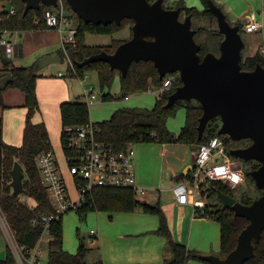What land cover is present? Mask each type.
<instances>
[{"label":"trees","instance_id":"trees-1","mask_svg":"<svg viewBox=\"0 0 264 264\" xmlns=\"http://www.w3.org/2000/svg\"><path fill=\"white\" fill-rule=\"evenodd\" d=\"M200 1L202 3L201 9L195 6H187L182 0H175L171 5L164 6L179 7L181 15H190L192 20L195 18L197 20H208V26L197 23L193 27L195 29V41L200 45L199 55L202 57L206 52L218 53L219 42L223 36L217 30L215 17L211 14L206 0ZM213 1L216 3L215 0ZM6 4L15 10L14 14H9L5 10ZM64 4L69 15L76 22L75 40L74 42L66 44L65 48L72 60L81 61L85 57L102 50L111 53L118 44L131 36L132 19L123 18L120 24H116L115 22L108 24L84 22L71 10L65 0ZM0 7L2 8L0 30L9 31L48 28L44 20V12L47 9H53L52 6L41 4L40 9H30L23 16L24 2L22 0H0ZM231 24H238L240 31L243 30L242 20H237ZM127 26H129V35L124 38L113 39L110 44L90 45L85 42V32L112 33ZM59 54L61 57H64V51L62 49ZM258 63L264 66V58L259 49L251 56H242L240 60L243 70H251ZM89 70L97 73L102 100L112 98L124 99L130 92L147 90L149 87L159 88L162 86L164 80L170 76H174L171 85L164 88L156 96L155 103L151 108L120 107L114 110L109 118L92 122L96 130V137L102 142L112 145L115 150H124L129 144L139 142H181L198 146V144L206 142L214 136H221L224 139L227 154L230 156L229 150L234 146L232 142L235 141L231 140L227 135L218 134L217 130L220 126L218 117L210 119L207 122L201 138L199 140L197 139L198 118L202 113L201 106L197 101L179 99L171 106H164L168 95L181 84L178 73H168L159 79L158 72L150 60L131 62L124 76L119 70L111 69L109 64L104 61L91 62L82 67L74 64L73 69L67 67V73L69 75L78 77L84 76ZM116 72L119 74L120 80V93L118 96H114L109 91H106ZM7 74L11 76L6 83L0 85V103L2 104L1 95L6 88H18L24 93V107L26 112L22 130V141L19 145L9 144L4 141L2 135L3 122L0 117V209L10 225L18 244L28 248L35 244L42 231V227L40 225H32L30 219L51 211L45 189L40 182L35 156L41 151L51 149L52 146L45 123L43 121L34 122L32 120L34 113L38 110V100L35 91V82L38 74L34 71V64L29 66H16L12 61H9L0 67V78ZM179 107L185 108V121L175 136L167 128L166 121ZM59 110L62 127L61 146L66 150V153L70 154V150L67 148L66 133L63 128L89 122V108L87 103L82 98H79L61 102ZM227 142L228 146L226 145ZM240 142L242 144H248L250 140L242 139ZM230 143L231 145H229ZM15 161L22 165L25 174L23 175V192L18 196L12 195L10 185L11 176L9 174ZM257 166L258 162H255L251 168L253 169ZM188 175L189 172L181 174L182 177ZM246 175L248 178H251L248 170L246 171ZM207 182V185H201V189H205L202 193L207 199H216V202L207 201L203 208H194L195 215L197 217H207L219 223L220 249L216 254L223 257L235 247L237 235L248 223V220L244 217L234 216L233 210L231 208H224L217 198V190L233 196L229 185L215 179H209ZM263 192L264 190L258 195ZM253 198L244 194L237 200L247 204ZM28 200H31V202L29 203ZM138 207L144 212L153 213L159 217V224L154 232L166 239L171 251L170 259L161 264H185L191 258L198 259L203 264H210L208 261L201 260L194 255L199 252L188 248L183 243L175 241L161 208L158 205L142 202L130 188L96 187L92 189L90 196L86 198L85 202L76 212L80 219H84L89 210L129 212ZM50 229L52 238L47 244L46 264H103L100 261L93 263L86 261L88 248L82 239H79L75 253H70L63 249L62 217L52 221ZM0 264H15L7 248H5V259L0 261ZM243 264H264V228L261 232L259 242L254 244V256L246 260Z\"/></svg>","mask_w":264,"mask_h":264},{"label":"water","instance_id":"water-1","mask_svg":"<svg viewBox=\"0 0 264 264\" xmlns=\"http://www.w3.org/2000/svg\"><path fill=\"white\" fill-rule=\"evenodd\" d=\"M25 16L30 9L57 5V0H22ZM71 10L84 22L94 24H120L123 18L133 20L131 36L116 46L113 52L102 50L81 61L72 60L82 67L88 63L104 61L111 69L124 76L133 61L150 60L158 72L159 79L168 73H178L181 84L168 95L165 107L176 100H195L202 109L198 118L199 140L210 119L218 117L220 135L231 140L249 139L242 148H233L229 153L235 158L256 160L259 166L249 175L258 190H264V66L256 64L251 70H243L240 60L245 43L240 26L231 24L222 8L213 0H206L215 17L218 32L223 36L218 53L199 55L200 45L195 41V29L190 15L181 18L179 7H165L164 0H65ZM60 58L56 55L41 56L34 64V71ZM4 64L8 59L2 57ZM10 74L2 77L6 83ZM191 164L184 170L188 173ZM12 195L23 192L22 165L15 161L10 172ZM224 208H231L234 216L244 217L248 223L240 230L235 247L225 256L214 253L194 255L210 264H243L254 256V244L259 242L264 228V192L250 203H242L234 196L216 191ZM5 259V250H0V261Z\"/></svg>","mask_w":264,"mask_h":264},{"label":"crops","instance_id":"crops-1","mask_svg":"<svg viewBox=\"0 0 264 264\" xmlns=\"http://www.w3.org/2000/svg\"><path fill=\"white\" fill-rule=\"evenodd\" d=\"M240 1L245 4V0H223L222 6H224L225 13L228 15L230 14V20H232L230 21L231 23H234L237 20H244L249 15V13H246V8H241L240 10L236 9V4ZM261 2L262 4L264 3L263 0ZM254 10L255 9H253V11ZM73 22L76 24L75 21ZM263 28L264 25L260 31H262ZM0 37L9 41L13 45V50L9 57L5 55L3 46L0 45V67L5 65L1 60L2 57L12 61L16 66H29L35 64L41 56L46 54L53 56L57 55L60 58L59 60H64V57H61L59 54L62 49L61 37L54 29L0 30ZM262 45H264V43H262ZM13 51H15V55L12 60L10 58L13 56ZM67 67L65 72L67 71ZM47 71L48 69L41 72L37 71L38 77L35 82V91L38 100L37 111H39V114H37V117L33 115L32 120L34 122L43 121L45 123L51 146L55 150L57 145L61 146L62 127L59 110L60 103L81 98L83 86L90 83L86 82L87 73L79 79L78 76H72L69 74L59 76L57 73L59 71L63 72L60 68L54 70L53 73ZM1 79L2 78H0V85L4 83ZM80 80H82L83 83ZM1 96L2 104L0 103V117L3 122V139L9 144L19 145L22 141V130L26 112L24 107V93L18 88L9 87L2 92ZM128 98L129 95L125 97L124 100H127ZM102 101V97L101 100H97L96 98L92 103L88 104L89 121L94 118H99L97 114L91 112V108L92 105L100 104L99 102ZM37 111L34 113L35 115ZM113 112L114 111H112V113ZM112 113H110L109 117ZM164 144L165 143H161V145ZM176 144L178 143H175L174 145ZM186 145L190 146L192 144ZM195 146L197 148V145ZM146 151L147 149L145 147H140L139 151H135L134 156L136 182L146 188V194L144 197H146L147 201H144L143 199L141 200L143 196L138 197V199L151 205H158L161 208L175 241L183 243L188 248L199 253L216 254L220 249V227L219 234H208L207 231L203 232V234H193V231L197 226L215 225V222L219 226V223L207 217H197L195 215V209L191 204L177 203L171 192L173 184L185 178L182 177L181 174H186L184 170L191 164V159L195 152H191L190 161L187 160V150L182 153L181 157H178L179 162L184 169L179 174L172 172V182L166 189L167 194L165 197L167 201L164 205V203L161 204L159 195H153V199L150 200L152 192L155 193L162 189L161 172L156 178L150 177L149 172L151 174V170L148 172L147 166H149L150 160L151 158L153 159L154 156H148ZM159 171L160 170H158V173ZM190 171L191 169L188 172ZM203 197L204 196L201 198ZM204 201L207 202V199H204ZM129 212L130 213L125 214L110 213V215H107L106 217H103L105 216L103 214L95 215L97 221L96 223H91L89 230L94 228L96 234H94V236L87 234L79 237V239L84 241L85 246L88 248L86 253L87 262L93 263L100 261L103 264H161L170 259L171 251L166 239L154 232L159 224V217L153 213L147 214V212H144L139 207ZM87 215L88 212L85 215V221ZM186 227L187 230L184 233ZM185 264L203 263L198 259L191 258Z\"/></svg>","mask_w":264,"mask_h":264},{"label":"built area","instance_id":"built-area-1","mask_svg":"<svg viewBox=\"0 0 264 264\" xmlns=\"http://www.w3.org/2000/svg\"><path fill=\"white\" fill-rule=\"evenodd\" d=\"M5 10L9 14L15 13L12 7ZM1 11L2 8H0V20ZM263 12L264 3L257 13ZM44 20L48 28L60 34L64 60L67 66L73 69L74 64L65 48L66 44L74 42L76 26L65 8L64 0H57V5L53 9L45 10ZM242 22V29L247 33L262 29V21L255 11H251ZM0 45L3 46L5 55L9 57L13 45L1 37ZM259 50L264 58V45H260ZM57 74L61 76L68 73L59 71ZM173 80L174 76H170L164 80L161 87H149L148 90L154 91L155 96H158L164 88L171 85ZM81 98L87 105L97 98L93 85L83 86ZM63 130L66 133L67 148L70 150L68 154L61 146L63 161L59 160L53 148L41 151L35 156L40 182L45 189L51 211L30 219L32 225L42 227L41 234L32 247L26 248L18 244L0 209V229L6 239V248L10 251L15 264H46L47 244L52 238L51 222L59 219L69 210L76 211L90 196L92 189L96 187L130 188L137 197L146 194V188L136 182L135 151L132 144L124 150H115L112 145L96 137V130L91 121L82 125L66 126ZM213 141L216 143L213 144ZM233 176L238 179H232ZM209 179L220 180L230 188L236 187L244 180L243 170L231 162L221 136H214L198 144L193 155V168L189 175L171 187L175 201L179 204H191L193 208H203L205 201L201 197H205L202 193L205 189L200 187ZM89 234L94 236L96 230L91 229Z\"/></svg>","mask_w":264,"mask_h":264},{"label":"rangeland","instance_id":"rangeland-1","mask_svg":"<svg viewBox=\"0 0 264 264\" xmlns=\"http://www.w3.org/2000/svg\"><path fill=\"white\" fill-rule=\"evenodd\" d=\"M175 0H165L163 5H171ZM185 5L187 6H195L199 9L202 8V3L200 0H182ZM216 3L222 8L223 12L225 13L223 0H215ZM262 0H245V4L240 1L238 4H236V9L240 10L241 8H246V13H250L255 9V13L259 19L262 21V26L264 25V12L263 14L257 13L258 10L261 9V2ZM264 2V0H263ZM6 7H9L8 4L5 5ZM53 7V6H52ZM226 14V13H225ZM183 15H181V18ZM227 20L230 22V14H226ZM213 23V21H211ZM197 23H202L205 26H208V20L207 19H201L197 20L196 18L192 20V27H195ZM215 23V22H214ZM231 23V22H230ZM241 37L245 43V47L241 51V55L243 57L250 56L256 52L257 49H259V46L264 43V28L262 31L254 32V33H247L244 30L240 31ZM129 34V26L122 27L118 29L115 32L112 33H93V32H85L84 33V39L85 42L88 44H101V45H107L112 42L113 39H120L127 37ZM12 58L14 59L15 51L12 53ZM19 59V57H18ZM29 65V64H27ZM67 67V63L65 60H59L57 62H52L48 64L47 66L39 69L38 71H43L48 69L47 72L53 73L54 70L57 68H60L64 73L65 69ZM51 75V74H50ZM87 83H92L95 92L97 93V100H101V90L100 86L96 77V73L92 70H89L87 72L86 77ZM106 91H109L114 96H118L120 93V80H119V74L116 72L113 80L110 84V86L106 89ZM129 98L127 100L124 99H108L103 100L102 102H99L100 104L92 105L91 112H94V114H97L99 118L91 119V122H96L102 119H106L109 117L110 113L121 106H127V107H142V108H151L155 103V92L143 90V91H135L128 93ZM111 111V112H110ZM39 111H37L36 115L38 116ZM35 118V117H34ZM185 121V108L179 107L176 109L175 113L168 117L166 121L167 128L170 132H172L175 136L180 131L181 127L183 126ZM175 143H178L174 145ZM135 151H139V148H146V154L148 156H154V158L150 160L148 167V172L151 170V174L149 172V175L151 178H156L160 175L161 172V191H156L155 193H151L150 200L153 199V195L160 197L161 204H166V194H167V187L172 182V172H175L177 174L181 173V171L184 169L183 166H181L178 157H181L182 153L187 150V160L190 161L191 159V152L196 151L195 145H186L185 143L181 142H171V143H165L164 145H161V143L156 142H139L132 144ZM228 146V142L226 144ZM231 145V143L229 144ZM187 146V147H186ZM165 148V149H163ZM187 148V149H186ZM160 149V150H159ZM175 149V150H173ZM55 151L58 155V158L60 161H63L62 156V149L61 146H56ZM231 162L233 164L239 163V167L244 172V164L243 161L240 159L235 160L231 157ZM61 163V162H60ZM237 165V164H236ZM158 170L159 173H158ZM25 175V174H24ZM208 181V180H207ZM205 185H207V182ZM201 188V187H200ZM262 190H258L255 187L254 181L251 178L245 177L243 182L237 185L236 187L231 188V193L236 199H240V197L244 194L256 197ZM201 197V196H200ZM205 200L206 197H203ZM147 201L146 197H142L141 200ZM207 201L209 202H216V199L208 198ZM30 203L31 200H28ZM110 213H130L128 211H95V210H89L88 215L86 216V221L84 219H80L77 212L74 210H69L66 213L62 215V234H63V241L62 246L65 250H67L70 253H75L77 250L79 237L83 235L89 234V229L91 223H96V214H103L106 217L107 215H110ZM150 214V213H147ZM207 226V228H206ZM94 229V228H93ZM187 230V227L184 229V233ZM208 234H219V226L215 225H203L201 227H195L193 234H203V232H206ZM6 248V239L2 233V230L0 229V250Z\"/></svg>","mask_w":264,"mask_h":264},{"label":"flooded vegetation","instance_id":"flooded-vegetation-1","mask_svg":"<svg viewBox=\"0 0 264 264\" xmlns=\"http://www.w3.org/2000/svg\"><path fill=\"white\" fill-rule=\"evenodd\" d=\"M250 142H251V141H250ZM250 142H249V143H250ZM249 143H248V144H249ZM232 144H233L234 146H232L231 149H233V148H242V147H245V146L248 145V144H242V142H240V140H239V141L232 142ZM231 157L234 158L235 160L240 159L241 161H243V164H244V168H243V169H244V178L247 177V175H246V171H247V170H248V173H249V171H251V170H253V169H255V168H257V167L259 166V162H258V166L252 169L251 166L254 165L255 162H257L256 160H253V159H250V160H244V159H242V158H235V157H233V156L230 154V159H231ZM236 164L239 166V163H236Z\"/></svg>","mask_w":264,"mask_h":264},{"label":"clouds","instance_id":"clouds-1","mask_svg":"<svg viewBox=\"0 0 264 264\" xmlns=\"http://www.w3.org/2000/svg\"><path fill=\"white\" fill-rule=\"evenodd\" d=\"M212 143H213V144H215V143H216V141H213ZM232 179H234V180H235V179H238V177H235V176H233V177H232Z\"/></svg>","mask_w":264,"mask_h":264}]
</instances>
